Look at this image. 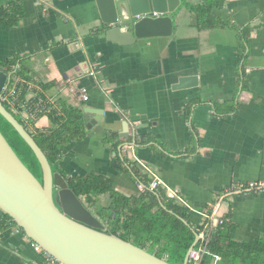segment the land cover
I'll return each mask as SVG.
<instances>
[{"label":"crops","instance_id":"obj_1","mask_svg":"<svg viewBox=\"0 0 264 264\" xmlns=\"http://www.w3.org/2000/svg\"><path fill=\"white\" fill-rule=\"evenodd\" d=\"M21 1L20 23L0 26V62L27 57L35 81L48 84L51 103L83 110L87 136L62 147L66 176L101 175L133 197L144 191L136 168L149 184L158 177V190L187 208L193 225L204 227L220 202L218 216L231 239L264 242V194H228L240 183L264 180V0H181L172 36L132 45L97 32L96 0ZM206 1L215 2L208 23L215 27L201 26L203 16L191 10ZM36 125L49 128V116ZM117 152L125 168L114 166ZM111 202L102 194L92 209L106 227L100 211L110 216ZM38 258L16 226L0 233V264Z\"/></svg>","mask_w":264,"mask_h":264},{"label":"trees","instance_id":"obj_2","mask_svg":"<svg viewBox=\"0 0 264 264\" xmlns=\"http://www.w3.org/2000/svg\"><path fill=\"white\" fill-rule=\"evenodd\" d=\"M215 2L206 1L204 4L193 5L191 10L203 16L201 26L215 27L211 23L213 17L209 12ZM24 16L21 0H9L6 5H0V26H17ZM203 23V24H202ZM97 32L100 33L99 30ZM27 57L15 56L0 62L6 72L11 75V82L3 94L6 108L30 131L38 145L46 154L54 172H59L67 180L73 192L88 204L89 208L98 207V199L102 194L109 193L112 198L110 207L112 214L107 216L105 208L101 216L108 222L105 231L115 234L122 239L147 249L158 257L166 256L171 264H184L186 256L196 235L201 232L203 225H193L189 219V210L174 200L168 198L163 191L151 190L149 180L142 177L141 172L133 168L140 182L146 188L139 196L127 197L114 189L113 181L101 175L66 176L59 162L63 157L62 147L71 141L83 140L87 136V125L83 110L68 105L63 100L51 103L45 95L48 84L37 80L25 65ZM33 97L27 99L29 94ZM27 102L33 108L41 102L45 106L38 113L37 120L42 115H48L51 121L49 128L43 129L36 121L26 125L20 114L22 104ZM191 108L189 107V110ZM0 130L7 138L22 161L39 178L42 171L38 159L31 147L25 142L15 128L0 114ZM140 144L141 137L135 138ZM132 140V138H131ZM115 146L114 151L116 152ZM126 158L117 152L114 166L125 168ZM11 226H17L12 218L2 213L0 217V233ZM214 255L220 256L218 264H264V242L248 244L230 238L225 224L211 231L208 253L204 264H209Z\"/></svg>","mask_w":264,"mask_h":264},{"label":"water","instance_id":"obj_3","mask_svg":"<svg viewBox=\"0 0 264 264\" xmlns=\"http://www.w3.org/2000/svg\"><path fill=\"white\" fill-rule=\"evenodd\" d=\"M96 2L100 15L98 30L109 42L119 45L172 36V14L181 4V0ZM10 82L11 75L0 65V114L33 150L41 167L42 179L22 161L0 130L1 212L8 214L32 241L64 264H171L166 256L158 257L105 231L106 225L70 189L65 177L53 171L30 131L5 107L3 94ZM198 239L197 234L190 250ZM189 251L184 264L189 262Z\"/></svg>","mask_w":264,"mask_h":264},{"label":"built area","instance_id":"obj_4","mask_svg":"<svg viewBox=\"0 0 264 264\" xmlns=\"http://www.w3.org/2000/svg\"><path fill=\"white\" fill-rule=\"evenodd\" d=\"M157 13H155L156 15ZM83 99L87 101L89 99L86 91L83 92ZM45 108L43 103L38 102L35 104L34 108L31 105H28L27 102L22 104V109L20 110V114L22 118L25 120L26 125H30L31 122L37 120V116L39 112ZM162 181L155 177L152 182L149 184V188L151 190H156L158 187L162 185ZM163 186V185H162ZM168 194L171 198H175L177 200H182L177 189H173L170 187H166ZM140 189L144 190L145 186L140 184ZM264 194V180H254L249 181L247 183H240L234 186L228 194ZM220 212V202L216 203L213 207L211 213L207 215V221L198 234L199 239L196 243L195 247H193L189 251V262L188 264H204L205 256L208 253V245L211 231L217 228L219 225L224 224V219L219 217L218 214ZM18 232H23L20 227H17ZM33 249L38 253L39 258L37 260H33L30 264H64L60 260H58L55 256L47 252L42 246L38 243L32 241ZM219 255H214L212 261L209 264H218L220 261Z\"/></svg>","mask_w":264,"mask_h":264},{"label":"rangeland","instance_id":"obj_5","mask_svg":"<svg viewBox=\"0 0 264 264\" xmlns=\"http://www.w3.org/2000/svg\"><path fill=\"white\" fill-rule=\"evenodd\" d=\"M99 207V206H98ZM101 214V213H100Z\"/></svg>","mask_w":264,"mask_h":264}]
</instances>
